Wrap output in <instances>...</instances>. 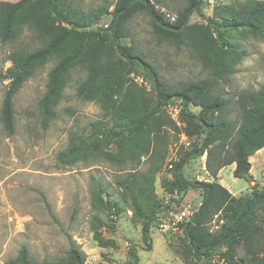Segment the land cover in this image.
Listing matches in <instances>:
<instances>
[{"label": "rangeland", "instance_id": "374dc122", "mask_svg": "<svg viewBox=\"0 0 264 264\" xmlns=\"http://www.w3.org/2000/svg\"><path fill=\"white\" fill-rule=\"evenodd\" d=\"M19 1L0 0V3ZM114 1L70 0V4L85 13L107 8V13L93 26L105 28ZM207 1L202 0L200 13L191 15L189 25L206 26L214 6L233 2L210 0L208 4ZM150 2L166 19L167 15L176 19L185 5L184 0ZM230 35L244 51V57L230 77L221 81L218 92L229 102V119L233 120L238 94L256 91L264 84V41L245 31ZM119 43L149 62L160 80L172 88L209 76L188 49L159 40L145 14H137L125 26V37ZM39 46L38 36L27 27L22 28L13 42H0V108L9 83V54L17 50L32 51ZM55 64L56 60H51L37 68L14 96L12 135L5 133L0 122V264L14 259L22 245L28 247L31 261L36 264L65 259L70 247L78 248L85 256L84 264H131V248L136 256L133 264H208V258L192 255L184 234L165 235L151 226L148 244H144L142 220L131 206L133 200L145 199L148 205L144 207L149 211L155 209L160 216L183 207L196 211L200 204V191L176 192L168 187L169 165L183 152L199 146L202 139L188 135L180 116H174L171 111L181 107L180 100L172 99L167 103L170 109L163 106L154 115H163L161 120L167 118L170 123L149 132L144 139L145 152L132 161L119 146L123 140L106 135L115 130L117 106L123 102L126 91L136 100L149 104L147 110L151 111L155 99L151 83L133 68L125 74L122 90L113 97V105L87 102L76 95L86 70L73 68L67 76L63 99L53 109L48 127L43 129L39 103L46 90L47 74ZM190 111L197 114L198 108L191 107ZM71 147H76L77 157L63 163L59 154ZM250 164L252 181L234 178L233 164L222 168L213 179L206 171L203 155L187 162L183 177L188 181H216L232 196L239 197L249 194L254 184L258 189L264 188V165L257 167L252 160ZM121 180L131 181L135 188L125 191L117 185ZM98 192L103 201L114 202L121 212L116 214L115 207L113 211L105 209L95 199ZM223 216L222 212H214L205 225L207 230L217 231L224 222ZM253 217L261 231L248 245H239L234 257L243 264H264V206H257Z\"/></svg>", "mask_w": 264, "mask_h": 264}, {"label": "trees", "instance_id": "16d2710c", "mask_svg": "<svg viewBox=\"0 0 264 264\" xmlns=\"http://www.w3.org/2000/svg\"><path fill=\"white\" fill-rule=\"evenodd\" d=\"M184 1L183 9L170 23L150 0H115L105 28L93 26L107 13V8L85 13L73 8L70 0L0 3L1 43L16 40L23 27L36 33L40 41V46L32 51L17 50L9 54V83L1 103L0 122L5 133L12 135L14 96L37 68L51 60H56V64L47 74L46 90L39 103L43 129L48 127L53 109L63 99L71 69L81 67L86 70L85 79L76 89L78 98L109 104L122 90L125 74L133 68L138 69L153 87L155 99L151 111L147 110L149 104L136 100L130 91H126L123 102L117 106L115 130L106 136L123 140L119 146L124 148L128 159L135 160L146 150L144 139L147 134L170 123L167 118L161 120L163 115H154L172 99H179V116L186 126V133L202 137L199 146L183 152L170 165L169 191L193 189L201 192L200 204L183 232L188 247L198 259L208 258L218 249L225 248L228 264H243L235 259L234 253L239 245H248L261 231L254 222L253 212L257 206H264V188L258 189L254 184L249 194L234 197L216 181L185 180L183 168L188 161L205 155V168L211 178L215 179L218 171L234 164V178L252 181L249 159L264 148V84L256 91L238 94L233 120L229 119L230 104L219 94L218 87L222 80L230 77L244 57V51L232 40L230 33L245 31L264 41V0H233L230 4L214 6L212 18L206 26L188 24L191 15L200 13L202 0ZM139 13L148 16L152 33L159 40L177 48H186L196 55L209 76L172 88L160 80L149 62L129 47L120 45V39L125 37V26ZM127 69L129 71L125 72ZM191 107L198 108V113H192ZM76 157V147L59 154L63 163ZM117 185L125 191L129 187L135 188L129 180L118 181ZM100 193L95 199L107 210L113 211L115 207L116 214H119L121 208L109 200L103 201ZM146 205L145 199L131 203L134 214L142 220L141 241L144 244H148L150 227L156 228L159 217L155 209L149 211L144 207ZM216 211L224 214V222L217 231L209 232L205 225ZM129 255L133 264L136 261L134 248ZM84 262L85 256L80 250L70 247L65 259L40 264ZM5 264L36 263H32L28 247L22 245L16 257Z\"/></svg>", "mask_w": 264, "mask_h": 264}, {"label": "built area", "instance_id": "2783aa9c", "mask_svg": "<svg viewBox=\"0 0 264 264\" xmlns=\"http://www.w3.org/2000/svg\"><path fill=\"white\" fill-rule=\"evenodd\" d=\"M210 4V0L207 1ZM167 19L173 23L175 18L167 15ZM180 103V102H179ZM165 108L170 109V104H166ZM174 116L180 115L181 107L171 110ZM169 168L171 166L169 165ZM195 211L190 210L188 207H183L176 212L167 211L161 214L157 219L156 228L161 234L174 235L183 234L184 229L188 222L193 217ZM208 264H228L224 248H220L208 257Z\"/></svg>", "mask_w": 264, "mask_h": 264}, {"label": "crops", "instance_id": "0c3cea01", "mask_svg": "<svg viewBox=\"0 0 264 264\" xmlns=\"http://www.w3.org/2000/svg\"><path fill=\"white\" fill-rule=\"evenodd\" d=\"M251 160L255 162V164L257 165V167H260V168L263 167V165H264V148L260 149L253 156H251L249 162ZM234 166H235L234 164H233V166H231V172L233 171ZM252 168L253 167L251 166V169H250V175L251 176H252V174H251L252 173ZM221 171H219V174L221 173ZM219 184L221 186H223L221 183H219ZM263 187H264V185H263Z\"/></svg>", "mask_w": 264, "mask_h": 264}]
</instances>
